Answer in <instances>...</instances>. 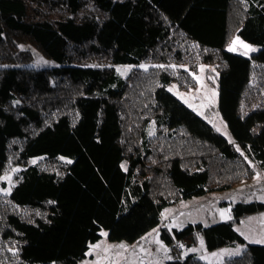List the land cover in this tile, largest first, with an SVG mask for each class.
<instances>
[{
	"label": "trees",
	"instance_id": "16d2710c",
	"mask_svg": "<svg viewBox=\"0 0 264 264\" xmlns=\"http://www.w3.org/2000/svg\"><path fill=\"white\" fill-rule=\"evenodd\" d=\"M235 35L258 51L228 50ZM25 45L57 67L29 66ZM202 65L232 141L167 89L194 88ZM250 161L264 169V0H0V177L22 168L0 196V264H79L102 231L137 242L173 204L252 180ZM262 211L160 237L244 245L235 225ZM222 264H264V245Z\"/></svg>",
	"mask_w": 264,
	"mask_h": 264
},
{
	"label": "rangeland",
	"instance_id": "374dc122",
	"mask_svg": "<svg viewBox=\"0 0 264 264\" xmlns=\"http://www.w3.org/2000/svg\"><path fill=\"white\" fill-rule=\"evenodd\" d=\"M237 39L250 48L256 47L235 35L227 47L228 50L234 48L232 50L234 53L245 56L251 54V50L245 49L242 44H234ZM23 48L33 54L34 59L29 66L34 68L57 67V63L42 57L34 47L25 45ZM120 69L126 72L130 68ZM217 77L218 75L212 67L202 65L198 73L193 76L196 81L194 88L184 91L173 83L167 89L209 123L220 135L228 141H232L227 123L219 110ZM250 164L255 171L252 180L242 182L226 191L213 192L173 204L162 211L161 224L137 242H110L108 231H102L101 240L89 246L86 257L79 264H165L175 256L184 258L190 254L196 255L207 264H222L228 258L241 255L248 245H264V211L251 214L235 225L237 233L245 239L244 245L237 244L208 251L200 236L198 244L192 248H186L181 243L177 245V249L174 250L178 252L176 255L160 237L163 228L172 231L173 229H182L190 223L211 226L230 222L233 220L232 209L237 203L254 201L264 203V169L252 161ZM20 170H22L21 167L12 166L0 177V196L10 193L15 185L14 177ZM221 213L224 215L222 216Z\"/></svg>",
	"mask_w": 264,
	"mask_h": 264
},
{
	"label": "snow or ice",
	"instance_id": "6c2138e0",
	"mask_svg": "<svg viewBox=\"0 0 264 264\" xmlns=\"http://www.w3.org/2000/svg\"><path fill=\"white\" fill-rule=\"evenodd\" d=\"M236 43H240L242 44V46L245 48V49H248V50H251V51H254L255 49H250V46L246 45V44H243V42L239 41V39H237L236 41H234V44ZM230 51L234 50V48H230L229 49ZM221 215L223 216L224 213H221Z\"/></svg>",
	"mask_w": 264,
	"mask_h": 264
},
{
	"label": "crops",
	"instance_id": "0c3cea01",
	"mask_svg": "<svg viewBox=\"0 0 264 264\" xmlns=\"http://www.w3.org/2000/svg\"><path fill=\"white\" fill-rule=\"evenodd\" d=\"M250 49H255L254 51H251V54L248 55V56H251L252 54L256 53L258 51L259 48L257 47H253V48H250ZM245 56V55H244Z\"/></svg>",
	"mask_w": 264,
	"mask_h": 264
}]
</instances>
